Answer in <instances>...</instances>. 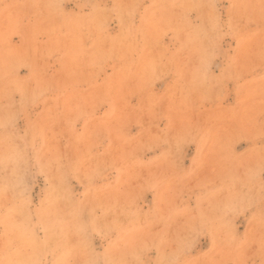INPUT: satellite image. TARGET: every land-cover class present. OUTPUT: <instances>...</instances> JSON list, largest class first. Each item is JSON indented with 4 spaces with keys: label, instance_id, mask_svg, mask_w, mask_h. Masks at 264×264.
Returning a JSON list of instances; mask_svg holds the SVG:
<instances>
[{
    "label": "rangeland",
    "instance_id": "obj_1",
    "mask_svg": "<svg viewBox=\"0 0 264 264\" xmlns=\"http://www.w3.org/2000/svg\"><path fill=\"white\" fill-rule=\"evenodd\" d=\"M220 263L264 264V0H0V264Z\"/></svg>",
    "mask_w": 264,
    "mask_h": 264
},
{
    "label": "bare ground",
    "instance_id": "obj_2",
    "mask_svg": "<svg viewBox=\"0 0 264 264\" xmlns=\"http://www.w3.org/2000/svg\"><path fill=\"white\" fill-rule=\"evenodd\" d=\"M53 8L55 9L54 6H53ZM45 9H46V8H45ZM55 10H56V9H55ZM59 11H60V10H59ZM49 18H50V17H49ZM93 18H94V17H93ZM59 23H61V22H59ZM48 24H49V23H48ZM93 24H94V23H93ZM50 26H51V24H50ZM50 26H49V27H50ZM82 26H83V25H82ZM62 27H65V26H62ZM97 28H98V27H97ZM90 29H91V28H90ZM47 31H48V30H47ZM48 32H49V31H48ZM48 32H47V33H48ZM90 33H91V32H90ZM96 33H97V32H96ZM70 37H71V36H70ZM81 38H82V37H81ZM83 38H84V37H83ZM69 39H71V38H69ZM75 40H76V39H75ZM82 41H83V40H82ZM54 42H55V41H54ZM70 42H71V41H70ZM94 50H95V49H94ZM107 52H108V51H107ZM82 59H85V58H82ZM84 62H85V61H84ZM196 62H197V61H196ZM80 63H82V62H80ZM86 63H87V60H86ZM86 63H85V64H86ZM77 64H78V63H77ZM79 65H80V64H79ZM144 67H145V66H144ZM89 71H90V70H89ZM91 71H92V70H91ZM91 71H90V72H91ZM158 75H159V74H158ZM123 76H124V75H123ZM94 93H95V92H94ZM125 208H126V207H125ZM118 228H119V227H118ZM119 230H120V229H119ZM75 231H76V230H75ZM72 234H73V233H72ZM126 237H127V236H126ZM78 238H79V237H78ZM58 249H59V248H58ZM257 258H258V257H257ZM165 261H166V260H165ZM64 262H65V261H64ZM68 263H69V262H68ZM175 263H176V262H175ZM220 264H221V263H220Z\"/></svg>",
    "mask_w": 264,
    "mask_h": 264
}]
</instances>
